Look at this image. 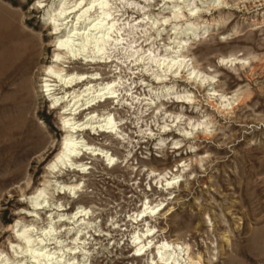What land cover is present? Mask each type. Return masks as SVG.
Here are the masks:
<instances>
[{
    "label": "rangeland",
    "instance_id": "rangeland-1",
    "mask_svg": "<svg viewBox=\"0 0 264 264\" xmlns=\"http://www.w3.org/2000/svg\"><path fill=\"white\" fill-rule=\"evenodd\" d=\"M76 1L0 0V116H25L40 137L0 144V264H161L162 241L181 246L185 263L264 264V0H107L110 61L63 69L95 73L92 90L114 81L116 97L88 111L111 114L116 126L77 132L103 151L74 157L83 171L51 173L64 132L41 92L55 52L45 22ZM30 51L26 74H6ZM164 58L187 69L157 83ZM64 183L77 187L58 193ZM35 202L46 210L27 216ZM148 229L136 240L147 250L135 256L133 237Z\"/></svg>",
    "mask_w": 264,
    "mask_h": 264
},
{
    "label": "bare ground",
    "instance_id": "bare-ground-1",
    "mask_svg": "<svg viewBox=\"0 0 264 264\" xmlns=\"http://www.w3.org/2000/svg\"><path fill=\"white\" fill-rule=\"evenodd\" d=\"M107 4V0H77L72 6L61 8L56 14L49 13L45 22V24H48L52 30L50 34L54 37L55 52L51 61L52 64L48 65L44 69L45 83L42 86L41 92H45L50 99L51 108L59 109V127L64 132V136L60 141L59 150L56 153L53 161L48 166L51 173H59L62 169L64 170V168L78 172L83 171L86 167L85 164L74 161V157H77L81 153L87 154V150H90V155H92L93 151L96 155H99V151H103L96 148L97 146L95 147L94 145L83 142L75 135L77 132L84 129L112 132L116 126L111 114L106 113L104 115H98L94 111H88L97 102L116 97L115 90L113 89L114 81L111 80L107 83L101 84L100 87L92 90L93 86L96 85H93L92 81L99 78L95 73H66L63 69V67H65V63H69L71 60L79 59L84 63L91 65L97 63L106 64L110 61L109 56L103 55L104 45L109 40L108 32L114 25V19L110 18L111 13L107 9ZM98 6L99 9H101L99 12L97 10ZM92 9H94L93 13H91ZM91 15H95V17L93 16L94 19H92L89 24L87 23L90 25L91 22H93L91 28L86 31L84 30L86 27L80 25L84 24L86 19L90 20L89 18H91ZM12 23L13 22H9L6 24H10V26L14 25ZM88 31H90V33L87 35ZM117 39L116 41H118ZM92 45L93 47H96V50L94 51L91 49L93 52L87 53V47ZM31 54L32 51L27 53L18 63L15 61L16 69L13 68L12 71H7L6 74H26L27 70L31 67L30 61L34 58V56L30 58ZM179 58H164L161 61H156L157 65L163 68L164 73L161 71L163 75L156 74L154 80L157 83L163 82V80H166V78L163 76H167L168 71H172L174 73L181 68L183 70L187 69V63L185 60ZM190 74L194 75L195 78L200 77L199 73H195V70L190 72ZM158 75L160 77H158ZM5 80L2 82H5ZM77 84H82L83 88H73ZM70 88L71 90L69 91L65 90ZM57 90H63L62 94L59 95L60 93H56ZM85 96L86 99H83ZM68 98L69 100L67 101ZM181 101V98L178 99V102ZM62 103H64V105H62ZM82 112L85 115L79 119L77 115L81 114ZM14 113L15 112L12 110H7L3 111L2 115L0 116V144L5 146V144L9 143H29L30 141L39 143L38 141L40 137L37 132L34 131V126L32 127L30 120H27L25 116L22 117V115L19 113ZM109 159L110 158H107V160ZM76 185L77 184L64 183L62 185H56V190L58 193H70V191H74V189L77 187ZM40 193L41 190L37 189L34 192V195H39ZM56 205V208H54L57 209V211H61V206L58 204ZM41 210H46V207L43 206L41 202H35L27 216L36 217L37 214L35 212ZM80 212L81 211L78 210L74 216L78 215ZM145 213L146 209L139 211L137 218L140 217L141 220H143V217H146ZM49 215L51 216V214ZM57 216L59 217L62 215L58 214ZM62 217L64 218V216ZM60 220L62 219L60 218ZM150 230L148 229L147 233H143L142 235H134V242H138L137 246L135 247V256H140L147 250L148 242L140 243L136 240H139L145 235H151ZM25 231L26 230L18 229L16 230V233L21 237L22 240H24V244H29V236L24 234ZM155 249V255L159 257V263L161 264L185 263L184 256L187 253H184V249L178 244L175 245L162 241L160 243L158 242V245L155 247ZM185 264H201V257L191 258L190 261Z\"/></svg>",
    "mask_w": 264,
    "mask_h": 264
}]
</instances>
